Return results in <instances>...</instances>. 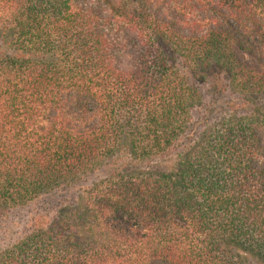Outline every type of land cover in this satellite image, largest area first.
I'll return each instance as SVG.
<instances>
[{"label":"trees","instance_id":"1","mask_svg":"<svg viewBox=\"0 0 264 264\" xmlns=\"http://www.w3.org/2000/svg\"><path fill=\"white\" fill-rule=\"evenodd\" d=\"M1 235L0 264H264V0H0Z\"/></svg>","mask_w":264,"mask_h":264},{"label":"rangeland","instance_id":"2","mask_svg":"<svg viewBox=\"0 0 264 264\" xmlns=\"http://www.w3.org/2000/svg\"><path fill=\"white\" fill-rule=\"evenodd\" d=\"M200 110H195L194 115H198L197 112H199ZM38 209V205L37 204H32L29 205L27 207L24 208H20L18 209L16 212H14L11 217L12 220H14L15 225H13L15 227V230L20 229V227L24 224V222L33 215V213ZM17 224V225H16ZM3 242V236H0V244H2Z\"/></svg>","mask_w":264,"mask_h":264}]
</instances>
